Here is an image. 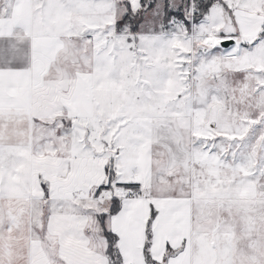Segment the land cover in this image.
Wrapping results in <instances>:
<instances>
[{"label": "snow or ice", "instance_id": "snow-or-ice-1", "mask_svg": "<svg viewBox=\"0 0 264 264\" xmlns=\"http://www.w3.org/2000/svg\"><path fill=\"white\" fill-rule=\"evenodd\" d=\"M0 264H264V0H0Z\"/></svg>", "mask_w": 264, "mask_h": 264}]
</instances>
